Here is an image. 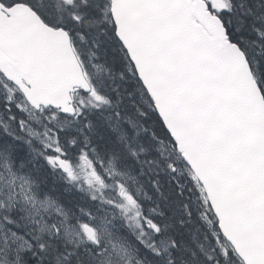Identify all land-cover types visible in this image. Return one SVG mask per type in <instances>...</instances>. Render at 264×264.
Segmentation results:
<instances>
[{"label": "snow or ice", "instance_id": "obj_1", "mask_svg": "<svg viewBox=\"0 0 264 264\" xmlns=\"http://www.w3.org/2000/svg\"><path fill=\"white\" fill-rule=\"evenodd\" d=\"M0 264H264V0H0Z\"/></svg>", "mask_w": 264, "mask_h": 264}]
</instances>
